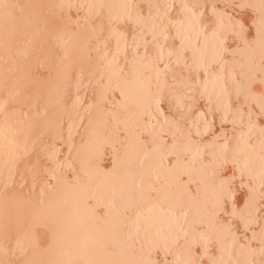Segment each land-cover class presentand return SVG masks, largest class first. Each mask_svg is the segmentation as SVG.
Segmentation results:
<instances>
[{
	"label": "bare ground",
	"instance_id": "6f19581e",
	"mask_svg": "<svg viewBox=\"0 0 264 264\" xmlns=\"http://www.w3.org/2000/svg\"><path fill=\"white\" fill-rule=\"evenodd\" d=\"M0 264H264V0H0Z\"/></svg>",
	"mask_w": 264,
	"mask_h": 264
}]
</instances>
